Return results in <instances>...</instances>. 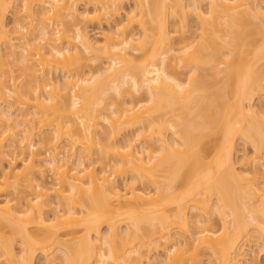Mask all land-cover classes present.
<instances>
[{
	"label": "bare ground",
	"instance_id": "obj_1",
	"mask_svg": "<svg viewBox=\"0 0 264 264\" xmlns=\"http://www.w3.org/2000/svg\"><path fill=\"white\" fill-rule=\"evenodd\" d=\"M80 1L0 0V59L14 63L1 65L26 81L0 73V264L257 262L245 246L264 251V0H133L102 42L87 23L130 0ZM188 8L198 43L177 39ZM238 141L255 154L241 165Z\"/></svg>",
	"mask_w": 264,
	"mask_h": 264
},
{
	"label": "rangeland",
	"instance_id": "obj_2",
	"mask_svg": "<svg viewBox=\"0 0 264 264\" xmlns=\"http://www.w3.org/2000/svg\"><path fill=\"white\" fill-rule=\"evenodd\" d=\"M191 1L192 0H185V3H186V5H190V3H191ZM201 1V3H202V6H206V8H207V10L209 9L208 7H207V4H209L208 2L209 1H207V0H200ZM260 1V0H259ZM261 2V1H260ZM18 2H16L15 4L18 6V4L20 5V3L21 2H19L18 4H17ZM134 1L133 0H130V1H127L126 3H124L123 4V7H122V9L120 10V15H115V18L114 17H104L101 21H96V20H92V21H89L87 24H88V31H89V34L94 38V41H98V40H101V42H102V38H100L101 36H99L100 34H102V32H108L109 31V28L110 29H112V30H114V28H115V25H117L119 22H121V21H123L124 23L127 21L126 19H127V15H128V13H130V11L131 10H133V8H134ZM201 3H200V5H201ZM17 6H14V7H16L17 8ZM78 6H79V10H80V12H82V13H84V11H86L85 9H87V10H89V8H91L89 11H91L92 10V6L91 5H89V7L87 8V6H86V0H82V1H80L79 2V4H78ZM12 8V10H9L7 13H6V23H7V26H8V30H14V28H15V15H14V9L15 8ZM203 8V7H202ZM189 9V8H188ZM192 8H190L189 9V11L191 12L190 13V16L188 17L189 18V20H191L190 21V23H189V25H192V30L191 31H187L186 30V33L185 34H178L177 36V39H179L180 37H183V36H187V37H189V36H194V34L196 33V35H197V33L199 34V31H197L196 30V28H198V25L196 26V19H195V14H194V11H192L191 10ZM206 10V9H205ZM206 10V11H207ZM126 20V21H125ZM170 21H171V23H174L173 21V19L171 18L170 19ZM122 22V23H123ZM26 23V22H25ZM117 23V24H116ZM196 23V24H195ZM49 24V23H48ZM51 24V23H50ZM121 24V23H120ZM112 25V26H111ZM179 25V24H178ZM111 26V27H110ZM113 27V28H112ZM29 29V28H28ZM55 29V28H54ZM74 27L73 28H71V31L73 32L74 31ZM30 30V29H29ZM131 31H132V29H130ZM136 30V31H135ZM138 29L137 28H133V32L135 31V33H137L138 31H137ZM190 30V29H189ZM26 31H27V29H26ZM13 31H11L10 32V34L11 35H13V33H12ZM25 34H26V32H25ZM99 38V39H98ZM196 38H198V35H197V37ZM96 39V40H95ZM177 39L175 38V40H176V44H177ZM174 40V41H175ZM194 40H195V38H194ZM100 42V41H99ZM196 42L198 43L199 42V38L196 40ZM196 42L194 43L195 45H197L196 44ZM175 43V42H174ZM6 45V46H5ZM194 45V46H195ZM7 44H3V46H2V49H3V51H4V54L6 55V53H8V48L9 47H7ZM1 49V50H2ZM5 49V50H4ZM7 49V50H6ZM5 51H7L6 53H5ZM7 57H8V55H6ZM0 57H1V54H0ZM4 57V56H3ZM7 57H4L3 59L4 60H6V58ZM10 58V57H9ZM3 59H0V73L2 74H5V72L6 71H3L4 69L3 68H7L8 69V61H9V59H8V61H7V66H2L3 64V62H5V61H3ZM10 59H12L13 60V58H10ZM12 60H10V61H12ZM9 61V62H10ZM100 61H101V64H100ZM99 61V64L98 65H102L103 64V66L105 67L106 66V64L108 63L107 62V59H101ZM11 63H13V61L12 62H10V64ZM2 64V65H1ZM14 64V63H13ZM13 64H12V66L10 65V69H11V73H10V71H9V69H8V71H9V73L7 74V78L8 77H10V78H12L11 76H13L14 77V79H15V81H16V83L18 84V85H20L19 87H21L23 84L22 83H25L26 81L25 80H23L22 81V76H23V74L21 75V70H18L15 66H13ZM97 65V64H96ZM211 66V65H210ZM210 66L209 65H205V66H203V68L204 69H207V70H210ZM6 70V69H5ZM3 71V72H2ZM55 73H53L52 74V77H53V80H54V83H61V82H64L63 80H64V75H63V72L61 71H58V72H56V71H54ZM180 72L182 73V76L184 77V79L187 77V73L189 72V70L187 69V70H180ZM208 72H210V71H208ZM23 73V72H22ZM0 74V78H1V76L3 75H1ZM11 75V76H10ZM24 77V76H23ZM5 76H4V80H5ZM10 78H8L9 80H11ZM25 78V77H24ZM207 78H210V76L209 77H207ZM1 80H3V78L1 79ZM7 80V79H6ZM25 81V82H24ZM20 83V84H19ZM63 84V83H62ZM24 86V85H23ZM22 86V87H23ZM21 87V88H22ZM33 93V92H32ZM42 93V96L44 95V96H46L45 95V93L44 92H41ZM44 93V94H43ZM35 94V93H34ZM33 95V94H32ZM43 96V97H44ZM48 96V95H47ZM113 98H116L115 96H112ZM137 97V99H139V98H144V95L143 94H139V95H137L136 96ZM112 99V98H111ZM117 99V98H116ZM116 99H112V100H116ZM258 99V98H257ZM12 100V99H11ZM118 100H119V98H118ZM13 102H14V100H12ZM117 101V100H116ZM260 101V102H259ZM258 104L260 105L261 104V100H256L255 99V105H256V107L258 106ZM258 108V107H257ZM25 109H28V108H26L25 107ZM28 110H30V108L28 109ZM104 126V125H103ZM48 127V126H47ZM51 127H53V126H51ZM51 127H48V128H45L44 129V127H43V129H42V132L43 131H45L44 132V135H46V134H48V130H49V128H51ZM106 127V126H105ZM104 127V128H105ZM108 128V127H107ZM101 130H103L102 129V127H101ZM129 130V131H128ZM131 130V131H130ZM134 131V129L131 127V128H127V130H125V131H123L122 133L123 134H121V136L122 137H120L119 139H124L123 138V136H125V138H126V134H128V133H130V136H131V134L133 133H135V132H133ZM50 131V130H49ZM106 131H109L108 129H106L105 130V132ZM47 132V133H46ZM105 132H102L101 131V134H103V133H105ZM107 133L108 132H106V134H103L105 137H108V136H106L107 135ZM44 135H42V136H40L39 134H37V135H35L34 136V144H35V148H34V150L35 151H37V153H38V155L40 156V158L42 157H45V155H46V152H47V150H48V148H49V146L48 145H46V144H43V143H41L42 142V138L44 137ZM102 135V136H103ZM109 135V134H108ZM102 136H100V137H102ZM103 136V137H104ZM127 136H129V134L127 135ZM109 137H110V135H109ZM109 137H108V139H109ZM171 138V137H170ZM118 139V140H119ZM111 140V142H112V139H110ZM110 144V143H109ZM237 155H236V158L237 159H239V161L241 162L242 161V157L244 158V156L243 155H247L248 154V156H249V159L250 158H254V156H255V154H254V151H253V148H251L250 146L249 147H247V146H245V144L242 142V141H238V146H237ZM31 152L30 151H26V154L25 155H23V156H21L20 157V159H19V161H18V163H17V166L19 167V168H21L22 166H23V162L21 161V159H25V158H27L28 156H29V154H30ZM97 153V152H96ZM98 154V153H97ZM99 155V154H98ZM98 155H94L95 156V158H99L100 159V155L98 156ZM245 155V156H246ZM112 157V156H111ZM111 159H113L114 160V157H112ZM263 159H264V156H263ZM251 160V159H250ZM254 160V159H253ZM264 161V160H263ZM262 161V162H263ZM5 163V166H7V162H4ZM260 163V162H259ZM242 164V162L240 163V165ZM253 164H254V161H253ZM252 164V165H253ZM261 164V163H260ZM97 165H100V163H98ZM251 165V164H250ZM257 165H259V164H257ZM254 168V167H253ZM49 174V173H48ZM48 174L46 175V176H48ZM127 174V177L130 175L129 174V172L128 173H126ZM129 174V175H128ZM52 175H49V177H47L46 178V181H47V184L49 185V186H51V185H53V183H54V179H52L53 177H51ZM121 175H119V177L117 178V181L119 182V183H121L122 182V180L124 179V176L122 177H120ZM51 177V178H50ZM126 177V178H127ZM122 178V179H121ZM263 180V179H262ZM124 181V180H123ZM54 198V197H53ZM57 207V205H54V207ZM191 212V211H190ZM217 217H218V215H217ZM216 217V215L214 216V219H213V223L211 224V226H208L209 228H211V227H213L214 229H216V230H219L220 228H221V225H222V223L220 222V220H219V217L217 218ZM125 227V226H124ZM123 229H125V228H123ZM107 230V228H104V232ZM124 231V230H123ZM253 239V238H252ZM255 240V239H254ZM252 243H254V242H252ZM252 243L250 244L251 245V247L250 248H248L250 245H247L246 244V249L248 250V251H253V254H255V256L257 255V262L259 263V264H264V251H261L260 249L261 248H259V246H257V244H253L252 245ZM193 246H191L190 247V251H192L193 250ZM203 250H204V248H203ZM259 251H261L260 253H259ZM165 251L163 250H160V258L163 256L164 258H165V254L166 253H164ZM201 252L203 253L204 251H202L201 250ZM205 252H207V251H205ZM257 252V253H256ZM154 253V252H153ZM164 253V254H163ZM202 253H201V256H203L204 255V253H203V255H202ZM259 253V254H258ZM154 254H156L157 255V253H154ZM56 256H58V253L56 254ZM61 256V255H60ZM59 256V257H60ZM44 256L43 255H41V253H37V255H36V258H35V264H44L45 263V259L43 258ZM162 257V258H163ZM252 257L253 256H251V257H248L249 259V261H248V263L250 262V260L252 259ZM161 258V259H162ZM163 258V259H164ZM202 258H204V259H202V262H201V264H209L208 263V258H209V255H207L206 256V254L202 257ZM58 261H60V260H57V262ZM254 260L252 259L251 260V263L252 264H255V262L256 261H254ZM256 262V263H257ZM2 264H5V263H2Z\"/></svg>",
	"mask_w": 264,
	"mask_h": 264
}]
</instances>
